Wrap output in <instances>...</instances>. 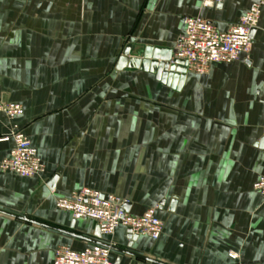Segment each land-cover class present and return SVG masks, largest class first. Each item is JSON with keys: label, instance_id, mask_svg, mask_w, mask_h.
I'll return each instance as SVG.
<instances>
[{"label": "crops", "instance_id": "0c3cea01", "mask_svg": "<svg viewBox=\"0 0 264 264\" xmlns=\"http://www.w3.org/2000/svg\"><path fill=\"white\" fill-rule=\"evenodd\" d=\"M255 1L0 0V100L22 106L0 113V136L16 124L44 164L34 177L0 169V264H52L58 246L98 242L116 264H264L252 188L264 173V5L247 57L175 86L116 67L127 45L175 50L186 16L224 31ZM11 148L0 141V161ZM83 187L133 215L156 207L160 237H94L93 220L55 206Z\"/></svg>", "mask_w": 264, "mask_h": 264}, {"label": "built area", "instance_id": "2783aa9c", "mask_svg": "<svg viewBox=\"0 0 264 264\" xmlns=\"http://www.w3.org/2000/svg\"><path fill=\"white\" fill-rule=\"evenodd\" d=\"M222 0H202L203 6L219 4ZM264 0H256L238 21L221 31L202 17L183 18V30L177 38L173 58L186 62L187 70L204 73L212 63L230 64L241 56L247 57L252 47V30L257 26ZM0 113L15 119L22 113V106L16 102L0 100ZM0 141H11L9 154L0 161V169L21 177H34L44 171V164L36 148L25 134L13 125L9 134L1 135ZM252 188L264 199V173L253 182ZM125 200L113 194L83 187L68 196L55 201L58 209L68 210L74 219H90L99 227L100 234H112L116 228L129 229L132 234L158 239L163 222L155 211L146 209L140 215H133L124 209ZM111 247L106 243H94L82 250L58 246L53 251L52 264H116L109 259ZM231 257L236 254L231 253ZM141 264V263H137Z\"/></svg>", "mask_w": 264, "mask_h": 264}, {"label": "water", "instance_id": "95a60500", "mask_svg": "<svg viewBox=\"0 0 264 264\" xmlns=\"http://www.w3.org/2000/svg\"><path fill=\"white\" fill-rule=\"evenodd\" d=\"M175 50L164 49L160 47L146 46L143 49L135 47L131 50V46L127 45L123 50L121 56L117 62V68L124 67L138 68L142 71H146L160 77L164 81L166 76L171 81V85L175 86L178 81H181L187 70L186 62L172 57ZM56 177L52 178L49 182L50 186L53 185ZM124 204V209L126 210ZM128 232V247L132 245V242L138 237L136 234H132L129 229ZM94 237H100V231L98 225L95 226ZM101 243V242H98ZM112 248V246H110ZM124 253L132 254L129 251L121 250Z\"/></svg>", "mask_w": 264, "mask_h": 264}]
</instances>
